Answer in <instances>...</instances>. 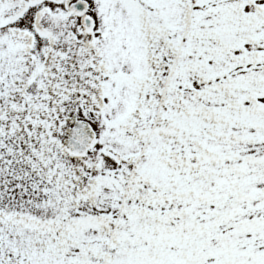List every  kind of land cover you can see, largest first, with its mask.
Returning <instances> with one entry per match:
<instances>
[{"label": "snow or ice", "instance_id": "1", "mask_svg": "<svg viewBox=\"0 0 264 264\" xmlns=\"http://www.w3.org/2000/svg\"><path fill=\"white\" fill-rule=\"evenodd\" d=\"M0 264H264V0H0Z\"/></svg>", "mask_w": 264, "mask_h": 264}]
</instances>
